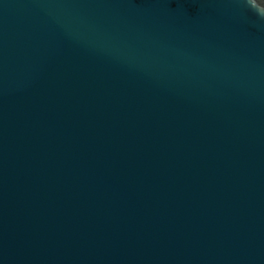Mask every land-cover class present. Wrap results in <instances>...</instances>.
I'll return each mask as SVG.
<instances>
[{
    "label": "water",
    "instance_id": "1",
    "mask_svg": "<svg viewBox=\"0 0 264 264\" xmlns=\"http://www.w3.org/2000/svg\"><path fill=\"white\" fill-rule=\"evenodd\" d=\"M0 264H264L261 0H0Z\"/></svg>",
    "mask_w": 264,
    "mask_h": 264
},
{
    "label": "clouds",
    "instance_id": "2",
    "mask_svg": "<svg viewBox=\"0 0 264 264\" xmlns=\"http://www.w3.org/2000/svg\"><path fill=\"white\" fill-rule=\"evenodd\" d=\"M261 6L264 7V0H261Z\"/></svg>",
    "mask_w": 264,
    "mask_h": 264
}]
</instances>
